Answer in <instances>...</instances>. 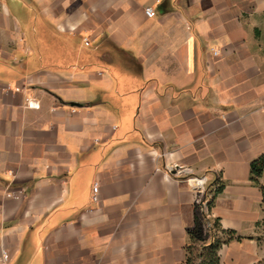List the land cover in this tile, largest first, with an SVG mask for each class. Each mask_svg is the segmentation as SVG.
<instances>
[{
    "label": "crops",
    "instance_id": "0c3cea01",
    "mask_svg": "<svg viewBox=\"0 0 264 264\" xmlns=\"http://www.w3.org/2000/svg\"><path fill=\"white\" fill-rule=\"evenodd\" d=\"M263 14L264 0H0V264H183L204 201L187 176L224 184L210 217L244 237L220 264H264L249 182Z\"/></svg>",
    "mask_w": 264,
    "mask_h": 264
},
{
    "label": "trees",
    "instance_id": "16d2710c",
    "mask_svg": "<svg viewBox=\"0 0 264 264\" xmlns=\"http://www.w3.org/2000/svg\"><path fill=\"white\" fill-rule=\"evenodd\" d=\"M263 179L264 154L251 161L249 177L251 185L261 192L264 206V184L261 182ZM213 187L205 192L206 205L201 208L200 214H195L194 225L187 231L183 264H220L219 249L232 241L239 242L244 239L232 230L222 229L219 219L210 217L215 198L222 192L224 184L216 180Z\"/></svg>",
    "mask_w": 264,
    "mask_h": 264
},
{
    "label": "built area",
    "instance_id": "2783aa9c",
    "mask_svg": "<svg viewBox=\"0 0 264 264\" xmlns=\"http://www.w3.org/2000/svg\"><path fill=\"white\" fill-rule=\"evenodd\" d=\"M145 14L147 15V17H153V16H154L153 9H152V8H146V9H145ZM84 43H85V45H88V43H89L88 38H84ZM213 54L216 56V55H218V52H214ZM29 106H31V107H35V106H36V107H37V105H36V104H33V103H32V104H29ZM172 170H173L172 168H169V169H168V172L171 173ZM190 179H197V180L201 181L202 183L199 184V185H192V184L189 182ZM186 180H187L188 184L190 185V187H191L193 190L198 191V192H201V193L204 191V184H205V181H204L203 178H196V177L187 176V177H186ZM91 201H92L93 203H97V201H98V196H97V186H96V185H95L94 188H93V192H92V196H91ZM1 258H2L3 262H6V261L8 260V253L5 252V251H3V252H2V255H1Z\"/></svg>",
    "mask_w": 264,
    "mask_h": 264
},
{
    "label": "rangeland",
    "instance_id": "374dc122",
    "mask_svg": "<svg viewBox=\"0 0 264 264\" xmlns=\"http://www.w3.org/2000/svg\"><path fill=\"white\" fill-rule=\"evenodd\" d=\"M205 192H207V189L206 190H204V193H203V199H204V194H205ZM207 199H209V197L207 198ZM205 205H206V200H205V202L203 201V208L205 207ZM200 210H198V214H200ZM258 239V238H257ZM196 251V250H195ZM194 251V252H195Z\"/></svg>",
    "mask_w": 264,
    "mask_h": 264
},
{
    "label": "bare ground",
    "instance_id": "6f19581e",
    "mask_svg": "<svg viewBox=\"0 0 264 264\" xmlns=\"http://www.w3.org/2000/svg\"><path fill=\"white\" fill-rule=\"evenodd\" d=\"M191 181H193V184H194V185H199V184L202 183L201 181H199V180H195V179H191Z\"/></svg>",
    "mask_w": 264,
    "mask_h": 264
}]
</instances>
